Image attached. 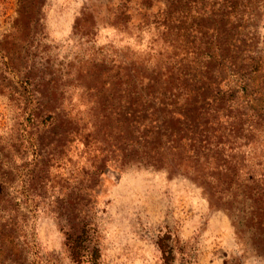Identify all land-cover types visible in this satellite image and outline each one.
<instances>
[{
    "label": "rangeland",
    "instance_id": "obj_1",
    "mask_svg": "<svg viewBox=\"0 0 264 264\" xmlns=\"http://www.w3.org/2000/svg\"><path fill=\"white\" fill-rule=\"evenodd\" d=\"M221 15L229 52L207 74L204 109L212 143L227 136L194 178L177 150L156 155L158 131L204 81L198 30ZM0 46V264H264L241 199L249 172L264 186V0H0ZM51 122L71 132L62 149L43 139V171L32 131Z\"/></svg>",
    "mask_w": 264,
    "mask_h": 264
},
{
    "label": "trees",
    "instance_id": "obj_2",
    "mask_svg": "<svg viewBox=\"0 0 264 264\" xmlns=\"http://www.w3.org/2000/svg\"><path fill=\"white\" fill-rule=\"evenodd\" d=\"M219 15V14H218ZM228 22L224 21V16H220L219 19L215 16L214 23L209 24L205 27V31H199L201 34L199 40L200 45L199 47L203 46L207 60L203 64L204 66V74L201 75V78L204 79L201 84L197 87L193 88L190 87L188 92L185 94L186 98L183 104V107L180 112L170 113L168 119H165L162 123H160L161 132L158 131L159 137L164 136V143L160 150L156 151V155L163 153L166 149L169 150H177L178 154L181 156H185L187 160L193 161V172L194 178H197L201 174V170L203 169L204 164L208 161L211 157H217L222 155L223 147L225 143L223 142L224 136H227V133L219 129L217 140L212 143V138L214 134L210 133L208 130V122L210 116H216L208 113L207 109H204L206 105V100L209 99V92L211 90L212 81H210L207 77L208 72L211 70V67L214 63H219L221 65L220 70L224 68V63L227 60L229 52V31L227 28ZM206 25V24H205ZM7 56V51L4 50L2 46H0V79L3 77V70L1 64L4 63L2 59ZM8 63V62H5ZM190 74V73H189ZM187 74L183 73L185 77V81L189 83H194V81H198L196 78L197 74ZM194 80V81H193ZM2 81L0 80V92L2 90ZM214 97L212 95L210 98ZM220 101L217 104V110L223 105L224 98L220 97L218 99ZM213 102V100H212ZM36 117L38 114L35 115ZM260 118V116H259ZM261 121V119H260ZM241 123V122H240ZM240 127L234 126L229 133H233L234 138H238V134L236 131ZM242 129V127H241ZM34 135H36L37 139L33 143L34 147V156H33V163L34 167L39 165L42 167V170L45 171L48 168V157L46 154L42 153V145L43 139L49 137V142L52 139H55V148L54 149H62L66 143L69 141L68 136L71 131L68 129H60L57 124H52V122L45 128L41 129L35 128V131H32ZM119 132H122L119 130ZM49 133V134H46ZM247 141L244 142L246 144ZM242 145V144H241ZM236 150L240 152V146H237ZM230 151H234V147H228ZM55 154V150L53 152H49ZM48 153V154H49ZM232 166V165H231ZM242 163L239 165H233V175L236 174V171L242 170ZM215 168L222 170H226L227 167L225 163L222 165H217ZM104 159L100 161L98 165H95L93 169H90L89 178H88V187L87 190L91 193L93 191L95 185L100 181V175L104 172ZM231 169V167H230ZM247 173L249 172L246 169ZM192 174V173H190ZM196 174V175H195ZM38 173H34L31 170L30 174H25L22 178V186L25 185H33L36 183ZM256 177L253 173L249 172V177L245 178L246 182H243V188L241 193V199L247 200L250 206V220L254 224V229L256 233L264 239V203H257L261 199L264 198V186L259 187L257 189L255 185L257 184ZM200 184H203V192L206 194L210 205L216 204L219 205L220 203H215L212 199L211 193L207 190L204 183L205 181H199ZM6 181L1 180L0 185L5 184ZM213 195H215L212 192ZM219 198H223V195H220ZM71 195L65 194L62 196V201L68 205V207H72L73 209L76 208V204L73 203ZM225 208V207H224ZM233 222L235 224L236 220L233 218ZM66 235H69L65 232ZM239 234V233H238ZM255 253L258 255H264V249H255Z\"/></svg>",
    "mask_w": 264,
    "mask_h": 264
}]
</instances>
